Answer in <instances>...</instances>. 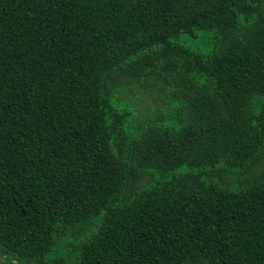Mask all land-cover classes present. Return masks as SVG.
Segmentation results:
<instances>
[{"label": "trees", "instance_id": "1", "mask_svg": "<svg viewBox=\"0 0 264 264\" xmlns=\"http://www.w3.org/2000/svg\"><path fill=\"white\" fill-rule=\"evenodd\" d=\"M0 264H264V0H0Z\"/></svg>", "mask_w": 264, "mask_h": 264}]
</instances>
